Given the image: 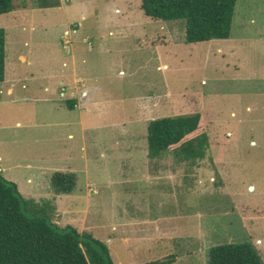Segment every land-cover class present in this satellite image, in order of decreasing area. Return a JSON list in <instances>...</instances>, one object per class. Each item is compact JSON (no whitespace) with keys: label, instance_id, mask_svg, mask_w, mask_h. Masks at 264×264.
I'll return each instance as SVG.
<instances>
[{"label":"rangeland","instance_id":"obj_1","mask_svg":"<svg viewBox=\"0 0 264 264\" xmlns=\"http://www.w3.org/2000/svg\"><path fill=\"white\" fill-rule=\"evenodd\" d=\"M140 3L13 0L0 16V173L29 216L90 234L113 264H207L212 247L242 243L264 264V0H237L230 37L196 44ZM197 113L203 160L148 158L149 121ZM55 173L75 176L70 194L53 196Z\"/></svg>","mask_w":264,"mask_h":264},{"label":"trees","instance_id":"obj_2","mask_svg":"<svg viewBox=\"0 0 264 264\" xmlns=\"http://www.w3.org/2000/svg\"><path fill=\"white\" fill-rule=\"evenodd\" d=\"M236 1L141 0L140 9L153 20L183 22L185 44H196L230 37ZM13 10V0H0V16ZM5 44V31L0 28V83L4 81ZM73 104L68 102L67 108L73 110ZM146 131L149 159L169 151L190 163L206 157L209 141L200 113L154 119ZM75 182L73 174L55 173L51 188L56 195L70 194ZM26 206L16 184L0 173V264H113L105 244L71 226L29 216ZM174 258L168 255L146 264H172ZM207 264L263 263L250 243H242L212 247Z\"/></svg>","mask_w":264,"mask_h":264},{"label":"crops","instance_id":"obj_3","mask_svg":"<svg viewBox=\"0 0 264 264\" xmlns=\"http://www.w3.org/2000/svg\"><path fill=\"white\" fill-rule=\"evenodd\" d=\"M78 46H76V47H73V53H74V55L73 56H71V53H72V51H69V53H65V52H63V54L64 55H70L71 56V63H73L74 62V60H76L75 58H77V56H76V52L78 51ZM79 48H80V46H79ZM21 59H23L24 60V58H21ZM74 69V68H73ZM74 71V70H73ZM4 82V81H3ZM3 82H1V83H3ZM0 83V84H1ZM60 83V85H62V86H66V85H68V81L66 82L67 84H64V82H62V81H60L59 82ZM59 83H58V85H59ZM65 88L64 87H62L61 88V90H60V96H63V97H65V96H67V93L65 92ZM84 92H86V94H85V98L84 99H82L81 98V96H80V93L76 96L77 97V99L79 100V101H81L82 100V102H83V104L86 106V105H88V96H89V93L91 94V90H88V87L86 86V84H85V89L83 90ZM82 91V92H83ZM3 92V89H1L0 90V93H2ZM62 92V93H61ZM83 92V93H84ZM6 93L8 94V95H11L12 94V90L11 89H7V91H6ZM78 93V91L76 92V93H69V96H70V98H72L75 94H77ZM59 106H61V105H59ZM86 108V107H85ZM0 162H1V157H0ZM53 191V190H52ZM54 193V192H53ZM53 196H55L56 198H59L61 195H56V194H53ZM55 199V198H54ZM56 201H54V203H55ZM59 210H60V208H59ZM154 261H157V260H154Z\"/></svg>","mask_w":264,"mask_h":264},{"label":"built area","instance_id":"obj_4","mask_svg":"<svg viewBox=\"0 0 264 264\" xmlns=\"http://www.w3.org/2000/svg\"><path fill=\"white\" fill-rule=\"evenodd\" d=\"M72 33H75V29H73L71 32L70 31H65L64 32V38H63V48L65 50V53H69L70 51V48H69V45H70V36L72 35Z\"/></svg>","mask_w":264,"mask_h":264}]
</instances>
